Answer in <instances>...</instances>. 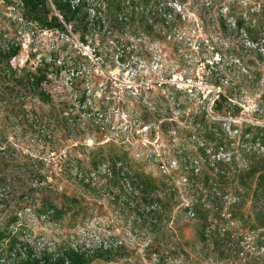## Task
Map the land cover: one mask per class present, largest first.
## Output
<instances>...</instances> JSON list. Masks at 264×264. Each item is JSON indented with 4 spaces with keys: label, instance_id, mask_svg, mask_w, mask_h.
I'll return each mask as SVG.
<instances>
[{
    "label": "rangeland",
    "instance_id": "374dc122",
    "mask_svg": "<svg viewBox=\"0 0 264 264\" xmlns=\"http://www.w3.org/2000/svg\"><path fill=\"white\" fill-rule=\"evenodd\" d=\"M21 4L0 0V44L21 46L0 86V227L18 214L34 252L96 255L89 264H264V228L252 226L264 190L255 196L248 170L264 160L251 140L264 128V45L244 32L250 20L264 31V0H155L179 29L130 18L92 28L85 44L73 25L27 22ZM36 70L47 72L42 98L18 82ZM219 93L227 111H216ZM204 120L208 140L196 130ZM128 170L156 181V217L135 212L121 180L110 184L109 171ZM42 201L61 218L41 214Z\"/></svg>",
    "mask_w": 264,
    "mask_h": 264
},
{
    "label": "trees",
    "instance_id": "16d2710c",
    "mask_svg": "<svg viewBox=\"0 0 264 264\" xmlns=\"http://www.w3.org/2000/svg\"><path fill=\"white\" fill-rule=\"evenodd\" d=\"M21 3L22 15L26 18L27 22L31 21L36 23V25L42 29L61 31H67V26L73 25V27L80 32L84 44L87 43L88 40L86 36L92 28H95L98 25L102 26L101 24L105 25L108 22L125 26L128 25L131 18L142 24L144 29L147 28L148 25L153 29L155 24L158 23H160L158 25H162L169 30H177L182 26V20L178 14L173 16L171 10L168 12L161 11L162 8L158 7L159 5L161 6V4H155V0H52L56 10L61 15V18L54 14V10L52 6L48 4V0H21ZM154 7H156V9H153ZM159 17H162L161 20H158ZM137 18L139 20H135ZM252 21L253 20L249 21V25L245 28L244 32L252 44L256 43L259 46L260 43L263 42L262 45H264V31L261 32L255 28L257 26L254 25ZM239 23L240 22H236L235 24L238 25ZM175 44L177 45L178 42ZM20 50L21 46L14 40H10V42L5 44H0L1 87L5 86L4 79H7V77L10 80L12 79L11 76L16 69H14L11 60L19 54ZM67 63L68 61H64L62 65H66ZM217 74L223 75L225 74V71L220 69ZM24 77L25 74L20 76L18 82H24L25 88L28 87L30 90L34 89L39 96L47 95L45 94V91L42 90L41 86L42 83L47 80V72L36 70L35 74H28L25 78ZM40 98H42V96ZM223 98L224 95L219 93V97L215 100L216 111L222 112L224 109L227 111V108H224L225 106L222 104ZM229 104L231 106V103ZM196 125H198L196 126V130H198L200 136L207 138V140L212 137L213 133H215L213 130L209 129L212 126V123L207 122V120H204L202 123L197 122ZM218 130L220 131V129ZM251 140L254 143L258 142L260 146L264 145V128L256 126V132L252 135ZM196 154L200 157H207V148L205 147V144H203L201 148H198ZM189 157L190 159L187 160L188 162L185 165L186 169H191L196 163H198V158H196L194 154ZM1 159L4 158L1 157L0 160ZM113 162V165L117 167L118 163H121L122 160L114 159ZM1 164L2 162H0V165ZM205 165H210V161ZM94 167L97 169V165ZM248 170H252V176L249 177L250 179L256 177L254 194L255 196H258V193H261L264 190V160L254 158L250 161ZM192 171L194 172V170ZM109 172L112 175L110 184L117 186L118 181L121 180L123 185L129 187L128 190L123 192L124 194L121 197L135 206L134 210L139 213L140 217L141 214L143 217H146V214L153 217L164 209L162 203L160 205H155L156 200L162 202L160 198H153L155 195L153 191L156 181L152 182L150 178L129 170L120 173L117 171L114 176V171ZM6 179L7 176L4 179L0 177V189L7 187L8 183L6 182ZM202 179L203 182L209 183V178L203 177ZM4 183L6 184L5 186ZM192 209L194 212L200 211L197 206H193ZM235 209L236 208L234 207L233 211H230L231 216L237 215L238 212H236ZM201 210H203V208H201ZM59 212L61 211L59 210ZM59 212L56 211L53 204H49L48 201H42V206L40 208L41 214H51L52 217L60 219L61 216ZM253 220L252 226L254 228H264V207L256 209L253 215ZM154 221L155 219H152L151 222ZM17 225H19V217L18 214H15V216L11 217L3 227H0V259H7L9 264H89L96 256L73 249L65 252L61 256L47 254L46 252L43 254L36 253L33 251V247H31L30 244L24 242L20 238L19 233H17L20 228L18 229L16 227ZM13 229H16V231ZM4 243L7 244L9 250H7L8 252L6 253L3 248Z\"/></svg>",
    "mask_w": 264,
    "mask_h": 264
},
{
    "label": "built area",
    "instance_id": "2783aa9c",
    "mask_svg": "<svg viewBox=\"0 0 264 264\" xmlns=\"http://www.w3.org/2000/svg\"><path fill=\"white\" fill-rule=\"evenodd\" d=\"M60 17H61V15H60Z\"/></svg>",
    "mask_w": 264,
    "mask_h": 264
}]
</instances>
